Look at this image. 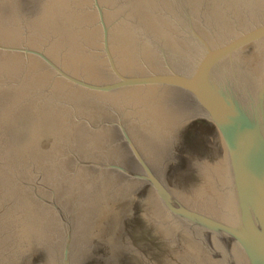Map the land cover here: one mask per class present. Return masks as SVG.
Instances as JSON below:
<instances>
[{"label":"water","instance_id":"1","mask_svg":"<svg viewBox=\"0 0 264 264\" xmlns=\"http://www.w3.org/2000/svg\"><path fill=\"white\" fill-rule=\"evenodd\" d=\"M0 264H264V0H0Z\"/></svg>","mask_w":264,"mask_h":264},{"label":"flooded vegetation","instance_id":"2","mask_svg":"<svg viewBox=\"0 0 264 264\" xmlns=\"http://www.w3.org/2000/svg\"><path fill=\"white\" fill-rule=\"evenodd\" d=\"M202 141V143H204L203 139H200ZM212 143L214 144V139H212Z\"/></svg>","mask_w":264,"mask_h":264}]
</instances>
